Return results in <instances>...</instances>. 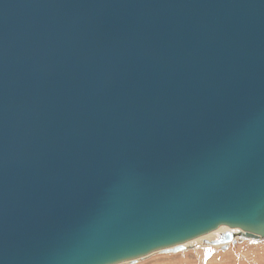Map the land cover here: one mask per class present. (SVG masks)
Segmentation results:
<instances>
[{
  "label": "water",
  "instance_id": "1",
  "mask_svg": "<svg viewBox=\"0 0 264 264\" xmlns=\"http://www.w3.org/2000/svg\"><path fill=\"white\" fill-rule=\"evenodd\" d=\"M222 227L264 240V0H0V264Z\"/></svg>",
  "mask_w": 264,
  "mask_h": 264
},
{
  "label": "rangeland",
  "instance_id": "2",
  "mask_svg": "<svg viewBox=\"0 0 264 264\" xmlns=\"http://www.w3.org/2000/svg\"><path fill=\"white\" fill-rule=\"evenodd\" d=\"M237 239L226 249L223 244L209 249L211 242L205 245L193 243L184 251L156 253L136 263L125 264H264V240L254 243L253 240Z\"/></svg>",
  "mask_w": 264,
  "mask_h": 264
},
{
  "label": "bare ground",
  "instance_id": "3",
  "mask_svg": "<svg viewBox=\"0 0 264 264\" xmlns=\"http://www.w3.org/2000/svg\"><path fill=\"white\" fill-rule=\"evenodd\" d=\"M229 233L234 236V239L236 241L238 240L237 238H239V240H242L243 239V233H241L240 230L235 229V228H225V227H222V228H220L219 230H217L216 232H214L212 234H208V235H206L204 237L197 238V239H195L193 241H190L188 243H185V245L187 246V245L193 244V243H201V244H204L205 245V244H210V242H211V244L209 246V249L210 248H213L214 246L215 247H219L221 245V243H218L217 241L223 239V237L226 234H229ZM156 253H158V252H156ZM156 253H154V254H156ZM137 261H140V259L137 260ZM123 264H125V263H123Z\"/></svg>",
  "mask_w": 264,
  "mask_h": 264
},
{
  "label": "snow or ice",
  "instance_id": "4",
  "mask_svg": "<svg viewBox=\"0 0 264 264\" xmlns=\"http://www.w3.org/2000/svg\"><path fill=\"white\" fill-rule=\"evenodd\" d=\"M253 242L255 243V242H257V241H253ZM208 255H210V253H208ZM205 258L207 259V255H206V257H205Z\"/></svg>",
  "mask_w": 264,
  "mask_h": 264
}]
</instances>
